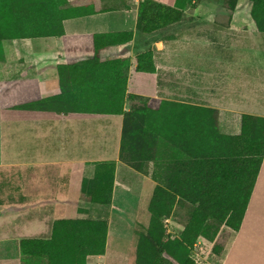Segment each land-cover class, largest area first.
Wrapping results in <instances>:
<instances>
[{"label": "crops", "instance_id": "obj_1", "mask_svg": "<svg viewBox=\"0 0 264 264\" xmlns=\"http://www.w3.org/2000/svg\"><path fill=\"white\" fill-rule=\"evenodd\" d=\"M66 1L62 37L0 39V84L63 102L48 113L0 111V264H23L22 240L50 238L65 219L105 221L106 251L87 264H122L108 250L119 229L132 230L123 220L139 217L132 187L150 183L153 195L156 182L120 158V102L125 113L142 103L218 110L227 131L236 116L264 117V32L251 1L151 0L143 16L127 0ZM105 163L115 164L112 203L94 205L83 182ZM219 264H264V159Z\"/></svg>", "mask_w": 264, "mask_h": 264}, {"label": "rangeland", "instance_id": "obj_2", "mask_svg": "<svg viewBox=\"0 0 264 264\" xmlns=\"http://www.w3.org/2000/svg\"><path fill=\"white\" fill-rule=\"evenodd\" d=\"M259 15L264 18V9ZM133 109L151 112L144 125L129 124L140 140L127 141L126 157L136 161L126 164L151 177L165 197V209H171L156 225L157 233L185 264H219L240 223L263 151L264 117L236 116L229 124L233 131H227L220 112L210 108H151L142 103ZM150 188V183L132 187L131 199L140 198L139 217H126L123 222L132 230L121 228L111 238L108 255L121 256L122 264H137V244L150 228ZM160 258V264H177L165 253ZM49 261L45 256L29 257L23 264Z\"/></svg>", "mask_w": 264, "mask_h": 264}, {"label": "trees", "instance_id": "obj_3", "mask_svg": "<svg viewBox=\"0 0 264 264\" xmlns=\"http://www.w3.org/2000/svg\"><path fill=\"white\" fill-rule=\"evenodd\" d=\"M249 1L253 3L252 18L255 20L258 29L264 32V18H260L259 15L260 11L264 9V0ZM154 4L151 0L142 3V16L146 8L152 7ZM66 5V0H0V21H7L8 23L6 26L0 25V39L4 36L10 37L13 35H19L20 37H62L64 35L62 22L66 17V9H64ZM14 86L13 83L0 84V111L6 115L18 116L21 112L46 113L47 111H61L63 109L62 97L48 100L38 99L33 95L30 84L23 85L20 94H17L20 87L15 88ZM122 96H124L123 90ZM16 97H23V99ZM150 112V109L148 112L146 109H133L125 113L122 102L119 103L117 108H113V113L125 114L120 154L123 162L134 164V161H136L126 157L129 138L131 141L136 139L138 143L140 140L138 132H134L129 124H143V120ZM263 159L264 145L255 169L251 189L245 201L240 223L235 232L240 229ZM114 179V163L98 164L95 177L92 180H84L83 182L82 197L94 205H110L112 203ZM170 181L172 187L177 188L175 182L172 179ZM161 198L162 200L165 199V197H162L160 189L155 188L149 205L150 228L148 234L142 236L138 242L137 264H160V256L164 253L176 261L177 264H185L181 256L171 248V243L164 241L162 236L157 233L156 225L171 210L165 209L169 207L165 205L164 201H161ZM107 236L108 225L105 221L60 220L54 223L52 235L47 240H22V260L24 262L29 257L45 256L51 258L50 264H87L89 256L105 253Z\"/></svg>", "mask_w": 264, "mask_h": 264}, {"label": "built area", "instance_id": "obj_4", "mask_svg": "<svg viewBox=\"0 0 264 264\" xmlns=\"http://www.w3.org/2000/svg\"><path fill=\"white\" fill-rule=\"evenodd\" d=\"M135 5H141L142 3H144L146 0H127Z\"/></svg>", "mask_w": 264, "mask_h": 264}]
</instances>
